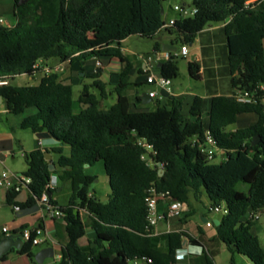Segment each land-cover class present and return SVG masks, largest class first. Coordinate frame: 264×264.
<instances>
[{
	"label": "trees",
	"instance_id": "trees-1",
	"mask_svg": "<svg viewBox=\"0 0 264 264\" xmlns=\"http://www.w3.org/2000/svg\"><path fill=\"white\" fill-rule=\"evenodd\" d=\"M247 1L192 0L197 14L178 18L173 26L163 28L167 23L160 12L161 0H28L23 5L15 0L17 24L0 25V75L31 76L36 63L53 59L71 65L74 71L67 79L62 73H52L44 75L38 85L13 83L0 88L8 114L37 110L23 119L21 128L30 129L40 139L51 137L61 142L60 146L25 153L27 169L23 174L31 179L33 203L46 192L53 175L60 185L70 186L67 204L60 205L50 197V204L64 215L68 237L59 264H129L142 258L151 259V264H176L186 241L202 245L187 232L175 231L165 236V249L159 247L158 236L150 235L147 220L146 197L152 187L169 192L172 199L190 207L193 197L200 202L205 198L209 212L216 207L227 209L214 227L231 254L230 264H236L237 254L253 264H264V249L252 232L257 220L248 219L264 210V91L256 92L264 85V0L245 9ZM225 21H229L225 33L231 85L234 93L237 89L254 90L252 102H239L234 94L213 97L208 122L204 121L200 96L190 105L193 120L186 119L183 101L166 93L167 105L158 100L154 111L131 103L126 91L134 85L130 82L134 66L123 54L124 40L132 35L157 39L164 30L175 45L183 47L194 43L206 26ZM161 49V42L156 41L154 53ZM113 59L124 68L103 82L99 71ZM178 60L172 54L162 63L159 71L165 79L178 78ZM97 61L101 67L96 66ZM188 68L193 79H201L197 61L189 62ZM82 73L94 80L93 86L103 97L112 85L117 102L107 110L100 109L88 86L85 96L76 101L73 85L81 83ZM143 81L147 82V76L140 70L135 85L141 86ZM136 99L143 101L140 95ZM88 104L91 106L85 109ZM245 114H255L256 122L228 131ZM207 130L219 149L214 161L202 151ZM256 136L260 142L253 146ZM143 144L152 146V151ZM46 153L53 157L54 172L49 170ZM100 162L111 189L106 202L92 195L97 177L86 169ZM158 163L165 164L163 175ZM16 196L8 193L9 205L17 204ZM81 210L88 213L87 221ZM88 227L95 238L93 247L85 250L79 240ZM32 250L33 245L25 243L20 253L33 258ZM203 253L206 264H216L204 247Z\"/></svg>",
	"mask_w": 264,
	"mask_h": 264
},
{
	"label": "rangeland",
	"instance_id": "rangeland-1",
	"mask_svg": "<svg viewBox=\"0 0 264 264\" xmlns=\"http://www.w3.org/2000/svg\"><path fill=\"white\" fill-rule=\"evenodd\" d=\"M161 4L165 8L166 16H163L168 23L172 18H180L178 12L174 10L176 5L186 4L190 9L194 6L192 0H161ZM0 17L3 18L6 26L15 25L18 22L19 14L15 10V0H0ZM213 29L221 28L220 23H213ZM210 26V25H208ZM206 26L208 29L209 27ZM209 34V32L205 33ZM204 36V35H203ZM201 41H196L193 45L188 44L189 54L187 57L181 56V48L179 45V51L175 54L178 56L179 64V76L171 82V87L175 89L177 93L182 92H191L196 93L202 97H206V106H204V112L209 111L211 107V98L212 93L220 91L224 95L234 94L229 73V63H228V48L227 44L224 42L221 47L218 45L214 51H206L200 49V45L205 42L204 37H200ZM156 39L144 38L139 35H132L128 37L123 42V49L125 57L130 61L134 66V76L137 72V69L143 64V60L154 55V46ZM264 43V42H263ZM199 55L200 60H196L193 55ZM191 61H197L200 65L205 67V73L203 75V80L193 79L189 74L188 64ZM52 63H55L56 60H51ZM68 75L69 74H65ZM81 77L84 78L81 83L73 85V95L76 101H79L81 97H84V88L88 86L90 93L95 94L99 100V108L107 110L111 108L117 102V94L114 91L112 85H108L106 88V96L103 97L101 91L93 86L94 80L91 78H86V74L82 73ZM42 79V75L37 74L34 78L29 76H18L13 82L16 85H38ZM151 87L158 91L157 98L153 99V102H150L147 105V108L151 111H154L158 107V100L161 98V104L167 105L168 96L158 87L154 85H143L139 88V91L146 92ZM136 86L131 85L126 94L133 98L136 93ZM188 98V97H186ZM187 101H184V114H188V105ZM76 108H79L77 104ZM33 109L27 110L25 113L20 115H11L7 113L6 107L4 104H0V146L6 142V150H3L2 157H5V160L0 161V175L4 171H20L21 169L26 168L24 152L29 153L36 149L35 147L40 142V139L29 129L21 128V122L23 118L32 113ZM239 122L234 125L229 126L230 131L237 130L239 128H247L254 123V119L257 118L254 114H246L242 117ZM10 147V148H9ZM1 148V147H0ZM97 189V186L94 184L91 188V192H94ZM191 206L194 209V214L188 217L187 227L189 230L197 237H201L197 225L201 224L204 227V233L206 237H210L206 240L207 245L210 248L211 255L215 259L217 264H230L231 254L228 252L225 244L221 241L218 243L212 242L214 236L217 235L215 227H207L201 219L202 215L209 216V210L207 203L195 201L193 197L191 198ZM260 219L255 221L252 232L255 235H258L260 243L264 249V210L258 212ZM39 247H35L38 249ZM204 262V255L201 256H190L189 259L184 261L177 262L176 264H201ZM140 264H147L142 261ZM236 264H253L247 257L236 256Z\"/></svg>",
	"mask_w": 264,
	"mask_h": 264
},
{
	"label": "crops",
	"instance_id": "crops-1",
	"mask_svg": "<svg viewBox=\"0 0 264 264\" xmlns=\"http://www.w3.org/2000/svg\"><path fill=\"white\" fill-rule=\"evenodd\" d=\"M160 12H161L162 16H164V17L166 16V11H165V8L163 7V5L160 7ZM176 19H178V18H172L171 20H176ZM165 22H166V20H165ZM228 22L229 21L220 22V24L222 26H221V28H217V29H213L214 28L213 25L208 26L209 27L208 29H206L207 28L206 27L197 36L194 43L198 40L201 41L200 37H204L205 42L200 45V49H203L206 51H208V50L214 51V49L218 45H220L222 47L224 42L227 44L225 26L228 24ZM207 32H209V34H205ZM96 34H97V32L94 33V35H96ZM156 40L161 42L162 48L165 44H170L172 46L177 47V51H179L178 45H175L172 42L171 38L168 37V35H166L164 33V30H161V32L158 34ZM190 45H193V43ZM167 49H169V48H167ZM123 54H124V49H123ZM173 54H175V53H173ZM188 54H189V49H188ZM154 55H155L154 65L156 68L155 72L157 75H160L159 68L162 66V63L166 60H169L171 58V56L167 52L163 51L162 49L160 52H158L156 54L154 53ZM193 56L197 61L200 60V58H201L199 55H196V54ZM57 64H60V62L57 60L55 63H52L51 60L43 63V65H50V66H55ZM144 67H145L144 63L141 64L139 69H137L136 74L134 76L130 77V82H132L134 85L136 83H138L140 70H142L144 72ZM123 68H124V64H122L120 61H118L116 59H113V60L109 61V63L107 65H104L103 69L99 71V73L101 74L99 79L102 80L103 82H108L110 75L112 73H119V72H121V70ZM204 73H205V67L201 65V79H200L201 81L203 80ZM229 73H230V71H229ZM65 74H69L68 77ZM73 75H74V71L72 70L71 65L65 64L64 65V72L62 73V78L67 79ZM230 81H231V76H230ZM139 83H142V85L141 86L135 85L136 89H137L136 93H135L133 98H130V97L129 98L131 100V103L133 105H135V107L137 106V107L142 108L146 105L144 104L143 101H142V103H139L136 98L138 95L142 96V94L145 92L141 93L139 91V88L145 84H147V85H152V84H148L146 81L139 82ZM154 86H157V85H154ZM171 90H172L171 96H174V97L181 99L183 101V105H184V101L188 100L187 101L188 114H184V115H185L186 119L193 120L189 115L190 105H191L194 97L200 96V95H197L196 93H191V92L177 93L175 91V89H173L172 87H171ZM147 91L158 93V91L156 89H153V87H151ZM233 91H234V89H233ZM222 95H224V94L221 93L220 91H216L215 93H212L210 98L212 99L213 97L222 96ZM225 96H230V95H225ZM186 97H188V98H186ZM200 97H202V96H200ZM202 98L204 99V106H206V97H202ZM159 101H161V98H159ZM152 102H153V99H152ZM31 109H33V108H31ZM36 112H37V110L34 108L32 113L29 115H32ZM208 113H209V111L204 112V121L205 122H208V120H209ZM29 115H27V116H29ZM27 116H25V117H27ZM242 117H244V115L239 116L237 122H239L241 119H243ZM256 120H257V118L254 119V123L256 122ZM228 131H230L229 127H228ZM6 145H7L6 142L3 145L1 144L0 147H1L2 153H3V150H6V148H7ZM60 145H61V142H59L55 138L45 137L42 140H40V142L37 144V146L35 148L36 149H38V148L50 149L52 147H56V146H60ZM36 149H34V150H36ZM65 151H66V153H68L69 148L68 147L65 148ZM2 153L0 154V161L3 162L5 160V157L4 158L2 157ZM25 153H27V152H24V154ZM219 161H221V158L216 160V162H219ZM25 163H26V161H25ZM26 169H27V164H26L25 169H21L20 171H15L12 173L19 175V176H24L23 174L26 171ZM86 169H87L88 174H91V175H94L97 177V179L95 180V183H94L97 186V189L94 192H92V195L99 198L101 201L106 202L109 198L110 193H111V189H110L109 179H108V176L106 174L104 163L100 162V163H97L93 167H86ZM70 193H71V190H70V186L68 184L60 185L58 182V185H57L56 189L53 190L51 197L53 198V200L57 201L60 205H65L69 201ZM7 195H8L7 192L0 191V241L2 239H4L6 236H10L13 234L21 235L20 234L21 231L25 228H41L43 231L42 235L40 236L42 243L40 245L33 246L32 251L35 255L36 253H38L40 250H42L44 248H52L54 250V257L51 259H47L44 264H59L60 259H61V248L64 244H66V242L68 240L64 216L52 215L51 213H49L46 210L45 206L42 203L38 202V200H36V202H34V203L31 202L32 193L29 190H23V191L17 193L16 199H15V202L22 208V211L28 212V214L22 215L21 212L16 213L14 211L13 206L8 204ZM202 200L206 201L205 198H203ZM37 205L39 206L38 211H36ZM165 208H166V203L161 202L159 204V211L162 212L163 210H165ZM192 209H193L192 207L187 205V211L183 215L182 218H174V219L162 221L159 223V226H158V235L157 236L159 239V247L161 249H165V247H164L165 236L168 233L175 232V231H185L188 234H190L194 239L198 240L200 242V244H202L199 246H195L191 242L186 241V245L183 247L184 251L182 252L184 254V259H177V262L184 261L185 259H189L190 256H199V255L203 256L204 255L203 247L209 253H211L210 248L206 243V240L210 237L205 236L204 227L201 224L197 225L200 233L202 234L201 237L195 236L187 227L188 217L186 215L191 214L192 211L194 210V209L193 210ZM80 214H81V217L84 221L88 220V213L85 210H81ZM221 215H222L221 213L209 212L210 217H208L206 215H202L201 219H202V221H203V219H206V220L211 219L212 221L220 220ZM205 223L206 222H204V224ZM5 227L8 228V233L3 232V228H5ZM94 238H95L94 231L90 227H88L86 229L85 236L79 240L80 247L82 249H85V250L93 247ZM219 241L220 240L217 237V235L214 236V239L212 242L218 243ZM35 247H39V248L35 249ZM236 256L242 257V255H238V254L235 255V261H236ZM0 264H37V263L35 261V257L32 258L28 255L21 254L20 250H16L15 248H12L8 253H6L5 255L2 256V258L0 260ZM201 264H206L205 259H204V262L203 261L201 262Z\"/></svg>",
	"mask_w": 264,
	"mask_h": 264
},
{
	"label": "built area",
	"instance_id": "built-area-1",
	"mask_svg": "<svg viewBox=\"0 0 264 264\" xmlns=\"http://www.w3.org/2000/svg\"><path fill=\"white\" fill-rule=\"evenodd\" d=\"M258 0H250L245 3V9H249L252 7L253 4L257 3ZM174 10L179 13L180 18H188L193 17L195 14H197L198 10L193 7L190 9L187 5H176L174 7ZM176 20H170L167 24L163 26V28L171 27L175 24ZM0 25H5V22L2 17H0ZM181 56L187 57L188 55V46H183L181 48ZM144 62V73L147 76V83L152 85H157L164 93L171 95V80L160 78L159 75L156 74V68L154 65V58L149 57L147 59L142 58ZM43 63L39 62L34 65L35 72L33 75H23V76H29L31 78H34L37 74H40L42 76L52 73H63L64 72V65L65 64H57L55 66L50 65H42ZM97 67H101L102 64L100 61L96 62ZM18 76H10V75H0V88L10 86L13 84L14 79H16ZM258 91H264V85H260L257 87L256 92ZM255 91H248V90H239L237 89L234 93V97L239 102H252L254 100ZM150 98L154 99L158 96L157 92H149ZM141 144V143H140ZM146 146L147 150L152 151V146L143 144ZM202 151L207 154V157L209 161L215 160V155L219 152L217 142L211 132L209 130L205 133V143L202 146ZM2 153V150L0 148V154ZM147 157V156H146ZM151 162V161H150ZM158 168L160 173H164L165 170V164L158 163ZM58 177L56 175H53L48 182L46 186V192L43 193L42 197L40 199H37L38 202L42 203L46 210L51 213L54 216H64L58 209L54 208L50 204V197L48 195L49 191H53L56 189L58 185ZM30 185H31V179L26 176H19L11 171H4L0 175V191H5L7 193L13 192V193H19L23 190H29L30 191ZM31 192V191H30ZM161 202L166 203V208L162 212L159 211V204ZM146 206H147V220H148V228L150 230V235L157 236L158 235V226L159 223L162 221L174 219V218H182L183 215L187 211V204L184 202H181L176 199H172L169 192H158L156 188L152 187L148 190V194L146 197ZM14 211L16 213H20L22 211V208L15 204L13 206ZM211 212L214 213H221V214H227V209L223 207H216L211 209ZM248 219L250 220H258L260 219V215L256 214L253 216H250ZM208 227L214 226V221L211 219L207 220L205 223ZM4 233H8V228H3ZM43 231L41 228H25L21 231V237L24 240L25 243H31L33 246L40 245L42 243L40 236L42 235ZM184 250H179L177 253V259H184V254L182 253ZM142 261H144L147 264H151L152 260L148 258H142V259H136L129 264H140Z\"/></svg>",
	"mask_w": 264,
	"mask_h": 264
},
{
	"label": "water",
	"instance_id": "water-1",
	"mask_svg": "<svg viewBox=\"0 0 264 264\" xmlns=\"http://www.w3.org/2000/svg\"><path fill=\"white\" fill-rule=\"evenodd\" d=\"M28 0H18V5H23L24 3H26ZM169 48V49H167ZM163 51L167 52L170 56L173 53L177 52V47L172 46L170 44H165L162 48ZM160 78H163V75L160 74L159 75ZM87 96V95H86ZM142 98H143V102L145 105L149 104L150 102H152V98H150L149 96V91L145 92L142 94ZM0 104H3V99L0 96ZM91 105L88 104L86 105L85 109L89 108ZM260 142V137L256 136L254 137L253 141H252V145L255 146ZM46 160L48 162H50L49 165V170L51 172H54L56 170V165L53 162V157L51 154L46 153L45 154ZM86 167H89L88 165ZM161 175H163V173H161ZM49 197H51L52 192H48ZM39 210V206H36V211ZM251 211V210H250ZM22 215H27L28 212H24L21 211ZM204 222H206V219H203ZM214 224L216 226H218L220 224V220H214ZM25 245L24 240L22 239L21 235H10V236H6L4 239H2L0 241V260L2 258L3 255H5L6 253H8L12 248H15L16 250H21ZM186 245V242L184 243V246ZM35 261L37 264H44L45 261L47 259H51L54 257V250L52 248H44L42 250H40L38 253L35 254Z\"/></svg>",
	"mask_w": 264,
	"mask_h": 264
}]
</instances>
